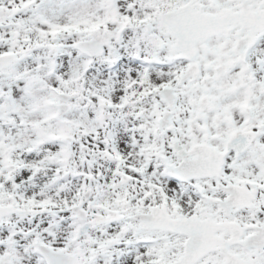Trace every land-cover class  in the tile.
<instances>
[{
  "label": "snow or ice",
  "instance_id": "snow-or-ice-1",
  "mask_svg": "<svg viewBox=\"0 0 264 264\" xmlns=\"http://www.w3.org/2000/svg\"><path fill=\"white\" fill-rule=\"evenodd\" d=\"M0 264H264V0H0Z\"/></svg>",
  "mask_w": 264,
  "mask_h": 264
}]
</instances>
